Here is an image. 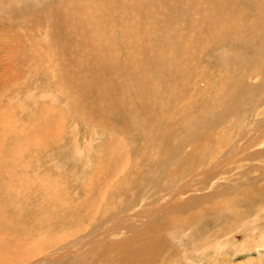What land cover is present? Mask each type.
<instances>
[{
	"label": "rangeland",
	"instance_id": "374dc122",
	"mask_svg": "<svg viewBox=\"0 0 264 264\" xmlns=\"http://www.w3.org/2000/svg\"><path fill=\"white\" fill-rule=\"evenodd\" d=\"M262 9L0 0V264H264Z\"/></svg>",
	"mask_w": 264,
	"mask_h": 264
},
{
	"label": "bare ground",
	"instance_id": "6f19581e",
	"mask_svg": "<svg viewBox=\"0 0 264 264\" xmlns=\"http://www.w3.org/2000/svg\"><path fill=\"white\" fill-rule=\"evenodd\" d=\"M259 9V8H258ZM263 10V9H262ZM260 11H261V9H259V19L261 18V14H260ZM264 11V10H263ZM257 112V111H256ZM259 122V121H258ZM264 125V124H263ZM261 130L262 131H264V126L263 127H261V129L260 130H258V131H260L261 132ZM257 131V132H258ZM244 133H246V132H244ZM256 133V132H255ZM248 135H250L249 133H248ZM258 135H259V133H258ZM263 135V134H262ZM243 136H245L244 138L241 136V138H242V140H243V142L245 141L246 142V139H247V136L244 134ZM259 137V136H258ZM257 137V138H258ZM248 138H249V136H248ZM251 138V137H250ZM249 138V139H250ZM253 138V137H252ZM259 141H261V140H252V145L254 146V145H257V144H259L260 142ZM264 141V140H263ZM247 143V142H246ZM252 145H251V143H249V145H247V147H252ZM245 146V145H244ZM245 148H246V146H245ZM241 151H242V148H241ZM240 151V152H241ZM243 151H244V149H243ZM252 153H249V155H251ZM247 155L248 154H246V157H247ZM252 157H254L253 155H252ZM242 166V165H241ZM55 188V187H54ZM56 189V188H55ZM47 190H49V189H47ZM247 192V191H246ZM247 194V193H246ZM105 248V247H104ZM153 250H155V247H153V248H150L149 249V251H144V250H142L141 252H138L137 254H136V258H139V257H142L143 255V253L144 254H146V255H144L145 257H143V258H140V259H142V261L141 262H149V259H150V256L152 255V251ZM143 252V253H142ZM30 263H32V262H30Z\"/></svg>",
	"mask_w": 264,
	"mask_h": 264
}]
</instances>
